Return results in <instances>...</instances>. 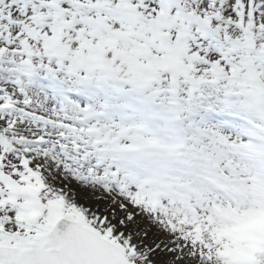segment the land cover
Returning <instances> with one entry per match:
<instances>
[{
	"label": "snow or ice",
	"instance_id": "1",
	"mask_svg": "<svg viewBox=\"0 0 264 264\" xmlns=\"http://www.w3.org/2000/svg\"><path fill=\"white\" fill-rule=\"evenodd\" d=\"M0 264H264V0H0Z\"/></svg>",
	"mask_w": 264,
	"mask_h": 264
}]
</instances>
